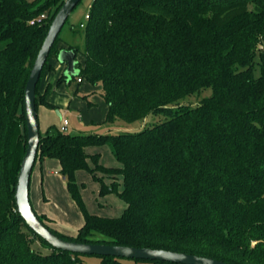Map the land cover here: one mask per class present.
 <instances>
[{"label":"trees","instance_id":"obj_1","mask_svg":"<svg viewBox=\"0 0 264 264\" xmlns=\"http://www.w3.org/2000/svg\"><path fill=\"white\" fill-rule=\"evenodd\" d=\"M62 1L0 0V264H81L90 256L52 247L24 222L14 198L27 144L24 86ZM56 3L49 17L29 23ZM87 15L74 30L82 46L67 48L82 56L76 78L100 84L105 121L131 123L156 113L165 119L117 134L55 125L40 131L32 171L37 162L56 160L84 220L74 234L54 229L34 209L29 182L38 219L66 240L264 264V0H92ZM59 34L36 85V109L39 102L53 107L38 84L63 48ZM205 87L211 95L199 105L171 106ZM104 149L115 163L102 162ZM79 171L96 184L97 196L122 201L120 215L88 211ZM35 240L50 252L36 251ZM91 256L101 264L123 259Z\"/></svg>","mask_w":264,"mask_h":264},{"label":"rangeland","instance_id":"obj_2","mask_svg":"<svg viewBox=\"0 0 264 264\" xmlns=\"http://www.w3.org/2000/svg\"><path fill=\"white\" fill-rule=\"evenodd\" d=\"M27 2H34L37 0H26ZM40 2H43V0H39ZM39 2V3H40ZM92 0H80V2L75 6V8L72 10L71 14L69 15L67 21L64 23L59 37L60 39L63 37L65 38L66 35H71L69 29L72 27L77 29L79 22L86 23L85 15L88 12V7ZM51 5L49 8L44 9L42 12L46 16H50L51 13L55 10L56 6ZM79 29V28H78ZM75 30V29H74ZM83 29H79L81 31ZM76 33L72 34L73 36ZM80 35V34H76ZM74 36V38H77V36ZM81 36V41L78 44L80 47L83 43V36ZM74 42H76L75 39H73ZM59 42V41H58ZM261 49H264L262 47ZM78 59H80V56L78 55ZM256 60L258 58L256 57ZM255 75L259 73V68L256 66L255 68ZM83 88H89L87 93L95 94L96 97L100 96V90L101 86L100 84L94 85L90 83L89 81L84 79ZM81 91V90H80ZM211 87H205L201 90L194 92L192 94L186 95L183 98H180L179 100L175 101L171 106H178V105H189V106H197L199 105L202 100L205 97H208L211 95ZM84 92L80 93L79 95L83 97ZM64 109L60 110L62 113ZM76 113V112H75ZM68 119L70 120V123H75V120L77 118V113L73 114L71 112H65L64 114ZM165 119L164 113H156V114H150L146 116L143 119L136 120L131 123L124 122L122 120L116 119L112 124H103L97 126V129L94 131H97V133H112L117 134L120 132H137L140 131L146 127H150L151 125L161 122ZM108 129L106 130V128ZM105 129V130H104ZM104 130V131H103ZM68 132H73V129L69 128ZM84 133V132H82ZM101 159L104 164H111L115 163V159L111 155L110 151L108 149H104L101 152ZM38 163H36L35 167L37 168ZM34 172L36 169H33ZM33 172V173H34ZM48 173V170L43 169L42 174ZM75 179L77 184L80 186V195L82 197V200L88 209L89 212L97 213L98 215H107V216H118L122 212V209L124 208V205L121 200H119L118 197L114 195H109L105 197H99L97 196V188L96 184L92 181V179L85 173V171H79L75 175ZM32 180V177L30 181ZM41 182V183H40ZM38 186H39V192H40V206L39 210L37 209V205L34 204V209L37 213H41L43 211V214L47 217V222L50 226H52L54 229L65 233V234H74L76 230L83 224V215L77 206V204L72 200L70 197L66 180L63 178V176L58 172L54 175H49L44 178H40L38 180ZM35 182L31 181V190H33ZM100 203V205H99ZM32 247L41 253H48L50 252V248L43 245L39 240H35L32 243ZM121 264H154L149 261H134L132 259L123 258L120 260ZM81 264H101L100 259L96 256H82L81 257Z\"/></svg>","mask_w":264,"mask_h":264},{"label":"water","instance_id":"obj_3","mask_svg":"<svg viewBox=\"0 0 264 264\" xmlns=\"http://www.w3.org/2000/svg\"><path fill=\"white\" fill-rule=\"evenodd\" d=\"M80 0H63L54 14L42 44L30 68L23 94L25 124L27 130V144L22 157L15 185V206L28 227L48 242L52 247L90 255H111L123 258L161 260L182 264H230L208 256L196 255L186 252L166 250L162 248L134 247L107 243H87L63 239L48 229L36 216L29 199V182L35 161L39 142V122L36 109V85L40 78L43 65L49 55L50 49L60 33L66 19ZM56 60L65 63L64 75L67 78L76 76L77 60L72 49L60 48Z\"/></svg>","mask_w":264,"mask_h":264},{"label":"crops","instance_id":"obj_4","mask_svg":"<svg viewBox=\"0 0 264 264\" xmlns=\"http://www.w3.org/2000/svg\"><path fill=\"white\" fill-rule=\"evenodd\" d=\"M80 23L85 24L81 21L78 23L77 27H80ZM74 29H76V27L69 29L71 35H66L65 38L62 37L60 39L58 42L59 47L69 50L67 48L68 45L80 43L81 36L75 34L77 38H74L75 35H72L74 34ZM73 39H75L76 42H74ZM78 55L80 56V59H78ZM75 59L77 60L75 67L78 69V63L82 61V56L80 53L75 55ZM48 64L50 68L44 70L41 76L38 84V93L40 97L44 99V101L50 103L53 107H48L41 102H39L37 105V116L39 129L41 132H44L50 125L59 127L62 119L64 118L68 120V130L70 126L73 129L72 133H97V131H94L97 129V126L103 124H112L105 121L108 110L106 102L103 100V98H100L99 96L96 97L95 94L87 93L89 88H83V84L85 82L84 79L78 81L76 76L67 78L64 75L66 64L58 62L54 56L49 58ZM60 77L62 80L57 83ZM82 92H84L83 97L79 95ZM62 109H64V111L61 113L60 110ZM68 111L73 114L77 113V118L75 123L72 122L73 124H71L68 117L64 115L65 112ZM107 129L108 127L106 130ZM37 163V168L34 167V169H36L35 172L33 170L31 174L32 180L35 182V184L33 190H31L32 180L30 181V198L33 207L35 204L39 210V202L41 198L38 180L40 178L56 174V172L59 170V164L54 159H46L43 162ZM43 169H47L48 173L46 172L43 175ZM41 213H43V211H41Z\"/></svg>","mask_w":264,"mask_h":264},{"label":"built area","instance_id":"obj_5","mask_svg":"<svg viewBox=\"0 0 264 264\" xmlns=\"http://www.w3.org/2000/svg\"><path fill=\"white\" fill-rule=\"evenodd\" d=\"M44 18H46V15L44 13L39 14L38 16L30 19L29 23L33 24L35 22H39L41 20H43ZM85 18H88V15H85ZM84 24L80 23V27H83ZM78 81H80V78L77 79ZM60 130L63 132H68V120L66 118L62 119L61 124L59 126Z\"/></svg>","mask_w":264,"mask_h":264}]
</instances>
